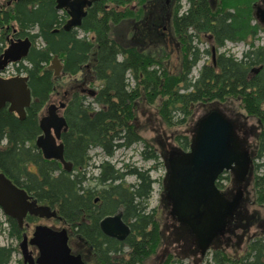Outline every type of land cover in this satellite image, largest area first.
Wrapping results in <instances>:
<instances>
[{"label": "trees", "instance_id": "1", "mask_svg": "<svg viewBox=\"0 0 264 264\" xmlns=\"http://www.w3.org/2000/svg\"><path fill=\"white\" fill-rule=\"evenodd\" d=\"M190 1L189 9L180 16L177 15L178 1L174 5V36L180 45V65L175 74L168 72L161 57L141 51L134 39L125 44L111 35L112 28L122 21L135 20L146 9H159V0H97L88 9L81 25L69 31L62 29L66 13L55 8L54 0L15 3L11 20L18 26V35H28L32 42L24 59L26 64L20 62L15 70L28 75L32 101L24 119L17 118L7 107L0 109V171L38 201L56 207L66 222L90 219L92 228L100 235L98 219L122 209V218L129 223L130 234L123 242L102 235L95 247L101 252L102 264H143L155 252L161 239L158 220L147 210L153 183L149 169L124 164L120 171L103 159L98 165L96 180L100 183L111 180L109 187L102 189L109 197L90 209V200L85 197L88 194L80 193L85 180L83 171L90 161L88 151L92 148L97 147L103 155L111 157L116 149L129 148L142 141V158H158L152 145L139 135L134 125L135 105L142 93L149 103L156 97L161 99L158 111L169 125L181 123L184 118H175L176 114H186L192 104L239 98L244 111L256 117L261 125L252 158L262 162L253 160L251 174L253 201L264 205V45L247 44L239 59L217 53L225 38L250 40L260 32L258 25L250 24L253 0H219L218 7L214 0ZM132 2L139 6L137 13L129 8ZM7 20V12L0 15V24ZM189 29L193 32L188 33ZM77 30L83 35L79 36ZM200 32H208L212 38L211 45L202 51L192 44V34L199 37ZM38 40L41 45H36ZM213 49L216 53L214 63L202 65L196 77L190 76L201 56L207 54L211 58ZM155 52L163 54L164 48L160 45ZM55 54L62 59L67 74L77 73L93 56V76L101 82L90 98L74 91L65 105L67 129L62 140L64 158L73 165L69 172L58 161L44 159L35 145L40 133L39 112L54 87L47 64ZM255 65H261L256 74L251 73ZM129 74L134 80L133 86ZM176 140L183 149L190 148L192 139L186 135H179ZM124 175L134 176L136 182L125 187L112 183ZM11 228L12 234L19 236L13 220ZM124 248L128 249L125 254ZM245 250L239 257H231L222 247L216 246L210 252V259L203 264H264V232L250 238ZM12 251V247L0 246V264L9 263ZM169 262L167 259L164 263Z\"/></svg>", "mask_w": 264, "mask_h": 264}, {"label": "rangeland", "instance_id": "2", "mask_svg": "<svg viewBox=\"0 0 264 264\" xmlns=\"http://www.w3.org/2000/svg\"><path fill=\"white\" fill-rule=\"evenodd\" d=\"M4 0H0V3ZM165 1V0H164ZM178 1L179 12H186L191 4L190 0H168V6L163 4V0H159V9H152L149 14L146 10H143L137 19H126L111 28L114 37L121 42L131 41L134 39L137 41L135 45L144 52L155 53L158 57L162 58V62L168 72L175 74L179 70L180 63V51L179 43L176 40L177 36H172V23L170 21V11L174 12V5ZM262 5V0H255ZM216 7L219 5V0H214ZM255 2H252L251 10L254 18L256 16ZM110 6V5H109ZM138 4L132 2L129 4V8L138 9ZM164 7V8H163ZM121 9V8H120ZM119 9V10H120ZM162 9V10H161ZM156 10V11H155ZM181 15V14H180ZM142 19V20H141ZM258 19V18H256ZM14 27H16L15 23ZM165 28V29H164ZM189 33L193 32L192 29L188 30ZM5 30L0 29V35L4 36ZM79 36L83 35V32L77 30ZM121 35V36H120ZM208 32H200L199 37L203 39L202 43H198L200 51L205 49L208 45H211V41L208 43ZM253 40V39H252ZM3 41V40H2ZM247 42V41H246ZM254 47L264 45V32L261 30L258 32L254 40L252 41ZM193 43V41H192ZM248 43V42H247ZM41 45L42 42L38 40L36 45ZM164 48V53L155 52L158 46ZM249 45V44H248ZM250 46V45H249ZM156 47V48H155ZM209 48V47H208ZM225 54L233 55L235 59H239L244 50L247 49V44L243 42L228 43L226 42ZM218 51V50H217ZM93 56L89 62L84 64L81 69L75 74L61 73L59 77L54 79V87L49 95V99L45 102L44 106L39 112V117L46 114L47 106L51 103L58 105L59 102L67 103L70 94L74 91H78L80 94H85L90 98V93L93 95L101 85L99 80H96L93 76L92 65ZM204 61H207V65L211 63L209 55H202L196 65L191 69L190 76L196 77ZM26 64V61L24 62ZM16 65L12 64L5 73V77L16 74ZM257 65H255V69ZM130 85L133 86L134 80L129 74ZM89 100V99H88ZM161 99L156 97L152 103H149L144 94L136 101L135 105V121L134 125L139 135L148 141L154 151L157 152L158 158L156 160L149 159L144 160L141 152L144 148L143 142H135L129 148H119L113 153L111 162L116 168L123 169L124 164L137 167L144 170L149 169L150 178L153 180L152 191L148 200V211H152L155 214V219L161 227V239L160 243L149 257H147L143 264H165V258L169 255L170 262L174 264L175 261H179L182 264H203L205 260H209L211 257L212 248L220 246L231 257H239L244 254L247 243L250 238L258 236L264 232V205L257 204L253 201V189H252V168L253 160L252 154L254 153L257 135L261 129L256 117L247 114L241 106L239 98L228 97L223 102H205L192 104L187 108L186 114H176L175 118H184L181 123L167 124L161 117L158 111ZM218 109L222 114L231 120L235 125L236 135L243 140L246 149L248 150L250 162L249 168L244 182L240 186L241 199L237 205L233 216L228 220L227 229L225 233L210 244L206 249V255L202 259H198L201 254H188L190 242L187 233L182 231L183 226L179 227L176 224L172 225V217L169 215V207L167 200L165 199L167 193V156L168 152L174 150L188 151L181 147L176 138L179 135H186L189 138L194 137L195 128L199 119L208 113L210 110ZM61 113V110H60ZM193 140V139H192ZM93 152H100L99 148H92ZM101 153V152H100ZM104 159V155L100 154V158L97 160L100 163ZM255 163H261L262 160H254ZM32 168V167H31ZM92 175L97 174V170L89 168ZM262 170H259L261 172ZM125 184L129 185L135 183L136 179L132 175H127L125 178ZM218 189L229 199H231L238 187L233 181L231 172L224 171L217 180ZM44 222L52 223L53 220H43ZM43 221H40L44 223ZM55 221V220H54ZM39 221H35L37 223ZM56 227H66L62 222L54 223ZM182 228V229H181ZM70 230V229H69ZM18 241H14L8 236L7 226L5 224V217L0 209V246H11L18 248ZM127 248H124L123 253H127ZM196 250V249H195ZM194 252V251H193ZM192 253V252H191ZM21 253L17 250L12 253L8 264H21ZM169 262V264H170ZM171 263V264H172Z\"/></svg>", "mask_w": 264, "mask_h": 264}, {"label": "water", "instance_id": "3", "mask_svg": "<svg viewBox=\"0 0 264 264\" xmlns=\"http://www.w3.org/2000/svg\"><path fill=\"white\" fill-rule=\"evenodd\" d=\"M97 0H55L57 10H65L68 19L63 25L65 31L78 28L82 18ZM168 2V0H166ZM260 18L264 24V8L260 9ZM32 42L29 38L11 41L0 57V71L9 63H17L28 55ZM48 70L53 71L56 79L63 69V64L55 54ZM27 75H14L8 78L0 76V109L7 107L17 118L24 119L26 108L32 101ZM91 94V93H90ZM65 104H49L46 114L39 120L40 134L35 138V145L44 159L56 160L65 171H72V163L64 158V146L61 135L67 129V122L58 110ZM250 157L245 143L235 133L234 123L218 109L210 110L197 122L193 140L188 151L172 150L167 156V195L171 201L172 214L186 226L202 251L206 250L217 237L227 229L228 220L241 199L240 186L244 182ZM231 172L238 189L229 199L216 186L218 177L224 172ZM0 207L5 215L16 220L19 226L27 213L39 217H55L56 211L48 205H38L29 200L25 191L14 184L0 171ZM99 226L101 231L117 239H125L129 226L122 220V214L104 216ZM185 232V231H184ZM49 230L38 228L34 233L33 243L43 250L42 258L35 260L43 264L42 259L51 258L49 264H82L80 259H71L66 245V235L61 232L59 241H48ZM54 244V245H53ZM25 263L34 264L25 246L20 243Z\"/></svg>", "mask_w": 264, "mask_h": 264}, {"label": "flooded vegetation", "instance_id": "4", "mask_svg": "<svg viewBox=\"0 0 264 264\" xmlns=\"http://www.w3.org/2000/svg\"><path fill=\"white\" fill-rule=\"evenodd\" d=\"M19 1L20 0H4V1H2L0 3V15H4V13L7 12V16H8L7 22H3L2 21L1 22L2 24H0V29L1 30H5L4 36L0 35V57L2 56V54L4 52L3 50H5L9 46L11 40L15 41L18 38L24 39L25 37L30 39V37L28 35L19 36L18 35V26L16 24L15 25L16 27H14L13 23H15V22H14V20H11L15 3L19 2ZM253 1L255 2L254 5H255L256 16L254 18L255 12L253 13V15H251L250 24L258 25L260 31L262 30L264 32V25L262 24L263 22H262V20L260 18V14H259L260 9L264 8V0H262V2H261L262 5L260 3H257L255 0H253ZM93 3H95V2H93ZM168 3L169 2H166V0L164 1V5L168 6ZM251 5H252V3H251ZM89 8H86V14H87V11H88ZM58 11H63V12L66 13V17H65V20H64V22H65L68 19L67 12L64 9L63 10H58ZM146 11L149 14V12L151 10L149 9V10H146ZM135 12L137 13V9L135 10ZM186 12H184V13H186ZM170 14H171L170 21L172 23L171 35L174 36L175 32H174V26H173V22L172 21H173V16L176 14V11H174V12L170 11ZM180 14L182 15L183 12L177 11V15L180 16ZM140 17H141V15H140ZM83 18H82V20H83ZM256 18H258V19H256ZM64 22L62 24V29H63ZM188 33H189V31H188ZM192 35H193L192 36L193 37V43H192L193 45L198 46V43H202L203 42L202 38L197 37V35H194V34H192ZM253 40L252 39H250V40L248 39V40L234 41L232 39L225 38L223 44H221V46L218 47L217 53L225 54V48L224 47L226 46V42H228V43L229 42L230 43H232V42L233 43L243 42V43H246V44H250ZM30 41H31V39H30ZM210 41H212V38L209 36L207 42L209 43ZM202 50H204V49H202ZM215 54L216 53H212V55H211V62H213V63H214ZM225 55H229V54H225ZM241 57H242V55H241ZM25 58H23L21 61H19L17 63H9L3 70L0 71V75L2 77H4V78H8V77H5L4 75L7 72L9 66L12 65V64L17 66V65H19L20 62L24 63V59ZM59 59L62 62V59L61 58H59ZM207 63H208L207 61H204V64H207ZM62 64H63V62H62ZM257 67H261V65H257ZM258 70H259L258 68L257 69H252L251 73H255L256 74V73H258ZM49 71L53 75V71L52 70H49ZM61 73H64L63 69H62ZM61 73H60V75H61ZM17 74L27 75L25 72H21V73L12 74V76L17 75ZM9 77H11V76H9ZM60 110H61V113H60ZM60 110H58V113L60 115L64 116V118H65V115H64L65 107L61 108ZM60 142H62L63 146H64V142L62 140V135H61V138H60ZM92 150H90V151H92ZM90 151H88V156L90 157V161H89L88 166L86 167V169L83 171V174H85V180H83L82 186H80L81 187L80 193L88 194L87 196L85 195V197H86V199L90 200V201H88V208L92 209V207L95 204L99 205L100 203H102L103 200H105V199H107V197H109L107 191H102V189L103 190H104V188L107 189V187H109V185L111 184V180H107V181H105L103 183H100V182H98L96 180V176L98 174V165H99L97 160L100 158V154H103V153H102L101 150H100L101 153L100 152L97 153V151L93 152V153H90ZM112 156H111V158L108 161L111 162ZM35 168L36 167L32 166L31 169L35 170ZM89 168L97 170V174L96 175H92L91 172L89 171ZM118 169H120V171H122L121 168H118ZM167 173H168V171H167ZM125 178H126V175H124L122 178H118L117 180H114V182H112V183L113 184H120L121 187H125L126 186L125 181H124ZM79 179H81V177L78 175L77 176V180H79ZM131 184H134V183H131ZM20 188H22V187H20ZM22 189L25 191V193L28 196L29 200H35L38 205H48V206H50L51 209H54L56 211V216L55 217H39V216H34V215H31V214L27 213L26 216L23 219L22 226H19L14 218H12L10 216H7V215H4L5 224L7 226L8 236L11 239H13L14 241H18L17 242L18 248H17V246L12 247V245L11 246H4V247H12V250H13L12 253L15 252V250H17L19 253H21V257H22L21 258V264H28V262L25 263V261H24V258H23V255H22V251H21V247H20V243L23 240H25V246H26V248H27V250L29 252V255L32 257V259L34 261V264H38V263L35 262V260L37 258H42V254L41 253H43V250L40 248V246L38 244L32 242V239L34 238V233H35L36 229H38V228H46L50 232L49 235H48V238H47L48 240L45 241V244H47L48 241H50V243H51L52 240H54L55 242L59 241L62 238L61 232L64 231V233L66 235V245H67V247L69 249L70 256H72L71 259L72 260H74L75 258L80 259L82 264H102L101 260H100V256H99L101 252L97 248L95 249L96 244H98L99 241L102 240V238H103L102 235H104L105 237H108L110 239L117 240L119 242H123L126 239L125 238L123 240H120V239H117L115 237H109V236L105 235L101 231L100 226H99L100 220L106 215H113V214H116V213H121L122 216H123L122 209H118L115 213L106 214L103 217H101L100 219H98L97 227L102 233V235H100L99 233H97V230L95 228H92V225H91L92 221H90V219L85 220L84 218H81L80 220H77V219L73 220L71 223L70 222H66L62 218V216L57 212L56 207H53V206H51V205H49L47 203H43V202L38 201V199L33 197V195L31 193H28L24 188H22ZM165 199L167 200V205L169 207V215H170V217H172V219H171V221L173 222L172 225L175 226L176 224H178L177 226H179V227L183 226V229L181 228L182 231H185L187 233L186 237L187 238L189 237V239H190L189 240L190 242H188L190 244L189 253L188 254H193V255L201 254L198 259L199 260L202 259L207 253L206 250L202 251V249L199 248L197 242L195 241V239H194L193 235L191 234V232L189 231V229H187L186 226L180 224V222H178V220L172 214L171 201L169 200V197H168L167 193H166ZM11 220H13L16 223L17 228H18V232H19V236H15L14 234H12V232H11L12 231ZM43 220H48V221L49 220H53V221H52V223H48V222H44ZM122 220H123V218H122ZM35 221H39V222L35 223ZM40 221H43L44 223H42ZM56 222L57 223L58 222H60V223L62 222L64 225H66V227H64V226L63 227H56V225L54 224ZM125 223L130 228L129 223L128 222H125ZM166 258H169V255H167ZM166 258H165L164 262L167 261ZM48 259L50 260L51 263L54 262L51 258L48 257ZM48 259H44L43 258L42 259L43 264H49V262L47 261Z\"/></svg>", "mask_w": 264, "mask_h": 264}, {"label": "bare ground", "instance_id": "5", "mask_svg": "<svg viewBox=\"0 0 264 264\" xmlns=\"http://www.w3.org/2000/svg\"><path fill=\"white\" fill-rule=\"evenodd\" d=\"M64 23H65V22H64ZM262 24H263V23H262ZM263 25H264V24H263ZM11 41H12V40H11ZM3 51H4V50H3ZM256 68L259 69L260 67H256ZM254 69H255V67H254ZM20 75H21V74H20ZM23 75H24V74H23ZM0 76H1V75H0ZM192 139H193V138H192ZM67 172H69V171H67ZM187 229H188V228H187Z\"/></svg>", "mask_w": 264, "mask_h": 264}]
</instances>
